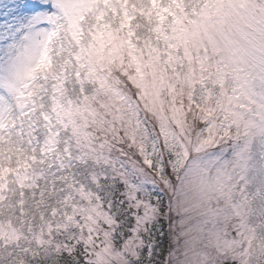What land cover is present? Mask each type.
I'll return each mask as SVG.
<instances>
[{
	"label": "snow or ice",
	"instance_id": "6c2138e0",
	"mask_svg": "<svg viewBox=\"0 0 264 264\" xmlns=\"http://www.w3.org/2000/svg\"><path fill=\"white\" fill-rule=\"evenodd\" d=\"M0 264H264V0H0Z\"/></svg>",
	"mask_w": 264,
	"mask_h": 264
}]
</instances>
